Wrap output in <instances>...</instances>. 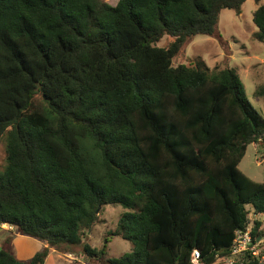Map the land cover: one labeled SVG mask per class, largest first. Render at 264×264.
<instances>
[{"label":"trees","instance_id":"1","mask_svg":"<svg viewBox=\"0 0 264 264\" xmlns=\"http://www.w3.org/2000/svg\"><path fill=\"white\" fill-rule=\"evenodd\" d=\"M245 1L0 0V224L44 245L28 261L1 245L0 264H43L51 250L89 264L229 254L249 209L264 216V182L238 169L264 119L233 68L173 59ZM108 205L123 209L111 235L132 245L117 258L84 241Z\"/></svg>","mask_w":264,"mask_h":264},{"label":"rangeland","instance_id":"2","mask_svg":"<svg viewBox=\"0 0 264 264\" xmlns=\"http://www.w3.org/2000/svg\"><path fill=\"white\" fill-rule=\"evenodd\" d=\"M115 4L117 0H105ZM264 5V1H261ZM257 5L253 0H246L240 14L233 10L220 11L217 34L214 36L196 35L186 43L185 50L173 59V64L193 65L213 69L233 68L244 89L246 100L264 119V100L255 95L257 88L264 82V44L257 41L256 27L252 23V14ZM168 38L164 37L157 45H166ZM5 146L4 139H0V171L4 168ZM238 169L249 179L255 182H264V142L252 143L246 147ZM99 211V210H98ZM123 212L120 206H104L98 212L97 223L85 233L84 241L97 250L104 249L107 258H117L131 250L132 245L119 237L112 236L117 221ZM249 225L254 226L255 221L260 222L259 230L264 232V216L248 215ZM3 238L0 245L8 246L14 257L19 261H28L42 249L37 239L19 235L14 229H0ZM49 254L46 264H85L78 253ZM65 256V257H64ZM89 264V263H87ZM212 264H226L225 260Z\"/></svg>","mask_w":264,"mask_h":264},{"label":"built area","instance_id":"3","mask_svg":"<svg viewBox=\"0 0 264 264\" xmlns=\"http://www.w3.org/2000/svg\"><path fill=\"white\" fill-rule=\"evenodd\" d=\"M249 210L248 215H257L252 209ZM252 229L253 227L247 223L244 229L236 230L234 239L229 248V254L223 257L216 256V261L225 260L226 264H243L245 261H251L255 264H264V232L261 231L260 233L253 234ZM66 256L69 257V254ZM191 263L207 264L200 261L198 250L192 252Z\"/></svg>","mask_w":264,"mask_h":264},{"label":"crops","instance_id":"4","mask_svg":"<svg viewBox=\"0 0 264 264\" xmlns=\"http://www.w3.org/2000/svg\"><path fill=\"white\" fill-rule=\"evenodd\" d=\"M10 228V230L12 229V227H10V226H8V225H6V224H0V229H2V230H6V229H9ZM3 240V238H1V236H0V241H2ZM42 244V243H41ZM42 246H44L43 244H42ZM0 247H1V245H0ZM49 254H56V256H58V253H57V251H55V250H51V252L49 253ZM47 255V257H46V259L44 260V263L43 264H46L47 263V261H49V256L50 255ZM65 257V256H64Z\"/></svg>","mask_w":264,"mask_h":264}]
</instances>
